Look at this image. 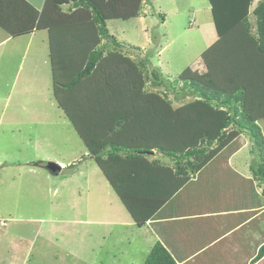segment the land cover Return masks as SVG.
<instances>
[{"label": "rangeland", "instance_id": "374dc122", "mask_svg": "<svg viewBox=\"0 0 264 264\" xmlns=\"http://www.w3.org/2000/svg\"><path fill=\"white\" fill-rule=\"evenodd\" d=\"M119 1L126 11L131 10L133 0ZM148 6L142 5L145 17L106 21L110 33L125 46L104 57L106 59L100 61L97 70L82 78L76 88L68 89L66 85L79 71L80 59L79 63L76 60L61 64L60 68H64H56L58 71L53 75L49 57L37 54L36 45L28 55L30 59L34 55L29 76L26 69L16 75L18 62L15 58H20L24 45L18 46L6 70L0 73V96L11 93L9 105L20 102L16 92L21 86L34 92L24 97L29 103L26 106L4 107V103H0V264H130L126 254L132 257L134 264H141L139 254L130 249L131 243L120 239L121 234L131 238L132 233L112 225L118 204L116 190L90 151L94 145L98 148L102 141L126 147L139 146L142 144L140 138H150L146 133L150 125L159 121L162 126L175 120L170 115L167 120L157 117L155 106L141 107L143 89L152 90L150 95L159 96L157 99L162 97L163 90L162 86H152L151 77L146 78L150 65L146 64L140 71L137 64L145 61L148 49H153L152 63L164 78L181 77L185 72V76L203 81L204 78L213 79L214 70L217 86H227L228 91L244 87L242 110L249 112L252 121L260 115L258 110L264 106V54L257 51L255 17L251 11L252 36L245 33L244 26L234 29L225 40L228 42L232 38L234 42L226 46L224 41L218 40L213 44L217 37L211 38L212 32L204 33L211 16L207 0H151ZM69 9L67 4L62 7L64 12ZM49 11L41 14V18H46ZM78 29L72 28L75 31L72 33L77 34ZM88 35L93 40L91 29ZM206 41L211 45L208 49L204 47ZM208 51L211 52L209 56ZM220 70L223 73L220 74ZM23 77L31 80L24 81ZM136 79L142 82L140 87ZM132 81L135 86L129 84ZM169 97H173L171 93ZM193 100L191 96L177 102L174 99L170 106L177 109L176 113H180L185 122L200 124L203 130L208 126L207 130L214 134L221 117L213 109L201 103V107L199 104L190 107L204 114L208 123H202V117L183 114L188 107L185 103ZM161 102L167 105L166 101ZM221 111L223 114L224 109ZM41 124L48 125L42 127ZM259 124L264 136V116ZM168 127L174 131L176 126L170 123ZM184 129L187 139L185 124ZM227 131V143L237 135V143L242 145L243 139L248 141L247 150L251 151L252 142L245 133L238 134L232 127ZM113 134L124 137L125 141H115ZM156 137L165 143L166 149L173 150L184 143L176 139L171 142L173 146H169L171 138L157 132ZM176 151L182 150L177 148ZM89 152L91 156L80 157ZM155 156L162 158L157 152ZM73 157L79 159L76 165L70 167L71 161L65 164ZM38 161L61 163L62 170L50 174L45 167L35 165ZM107 162V168L116 164L112 157ZM3 166L9 168L2 169ZM31 166H36L35 171L29 169ZM12 177L16 179L17 188L9 201L5 197L8 187L4 184ZM235 180L239 182L235 176L226 179L225 188ZM206 187L215 189V184L210 182ZM202 198L206 202L212 200L205 192ZM137 258L139 262L135 263Z\"/></svg>", "mask_w": 264, "mask_h": 264}, {"label": "crops", "instance_id": "0c3cea01", "mask_svg": "<svg viewBox=\"0 0 264 264\" xmlns=\"http://www.w3.org/2000/svg\"><path fill=\"white\" fill-rule=\"evenodd\" d=\"M260 1L263 0H252L253 3L251 2L249 11L253 12ZM25 2L15 0L11 7H6L3 4L0 6L2 20L0 22V73L6 70V66L14 57L13 55L17 53L16 49H19L18 46L21 45H24L22 46L23 53L19 59L15 58V61L18 62L16 75L25 72L24 69H26V74L29 76L32 68L30 63L33 62L34 55L31 59L28 55L33 45H36L37 54L43 53L49 57L52 72L53 61L54 65L57 64L55 69L61 70L64 68H60L61 64L76 60V63H79L78 59H80V64L77 68L80 70L92 47V39L90 40L91 37L88 35L89 29L94 35L93 41L97 42L95 27L91 25L89 28L90 24L81 22L37 28V15L33 29L20 32V30L29 29L33 22V19H30L32 11L28 8V4L39 13L45 8L46 0H25ZM147 7L149 6L147 5ZM208 10L211 15L208 19L210 22L204 26L207 27L204 33L212 32L211 38L217 37L214 44L219 37L215 32L210 4ZM142 11L144 16H141L145 17L144 7ZM163 22H165L164 19ZM242 26L241 22L236 24L218 41L225 42L234 33L232 32L234 29H240ZM72 28H81L82 31L75 35L59 36L56 34L59 31ZM203 35L206 38V35ZM102 41L104 40L102 39ZM232 42L234 40L231 38L225 44L228 46ZM208 45L211 46L207 42L204 47ZM208 52L209 56L211 52ZM213 72V79L204 78L202 82L228 91L227 86L216 85L217 72L214 70ZM221 72L223 73V70L219 71L220 74ZM225 75L223 78H226ZM208 77H210V73ZM25 79L31 80V78L23 77L24 81ZM16 93L19 95L20 102L9 105L11 97V93H9L6 97L5 95L0 96V103L3 102L4 107L21 106L22 104L26 106L29 103L24 97L27 94L32 95L34 92L32 89H25L21 86ZM258 112L261 113L254 121L260 125V119L264 116V106ZM168 124L170 121L162 126L159 122L150 125L147 129L149 132H146L150 138H146L147 140L140 138L139 141L142 144L139 146L154 148L157 144L163 143V141L157 140L156 132L170 138L171 130H169ZM41 125L47 127L48 124ZM113 135L115 141H125L124 137ZM126 135L123 134V136ZM139 135L136 136L137 139ZM236 136L232 140L236 139ZM79 137L81 136L79 135ZM247 145L249 142L243 139L241 147L228 155L226 160L222 158L211 166H206L210 162L208 161L201 167L195 166L194 170L190 169L182 174H175L172 162L167 157L161 155V159L156 158L155 151L134 158H125L122 155L114 156L116 164L112 167L110 174L116 188L107 179L111 187L116 190L117 199L115 202H118L112 225H115L119 230L132 233L131 238L121 234L120 239L128 240L131 243L130 249L139 254L138 258H141V264L157 242L168 250L177 264H264V255L256 257L260 247L264 245V179H257L251 172L249 165L253 155L250 149L247 150ZM220 151L215 155L217 156ZM88 155L90 152L87 155L80 154V157ZM215 155L214 157H216ZM77 160L79 159L73 157L65 164H69L71 161L70 167H73ZM34 167L36 166H31L29 169L35 171ZM6 168L9 167H2V169ZM233 176L239 182L236 183L235 180V183H230L225 188L226 179ZM15 180L12 177L6 180L7 184H4L5 187H8L5 197L9 201L12 200V192H15L17 188L14 185ZM210 182L215 184V189L206 187ZM204 192L211 195L210 202L203 200ZM103 222H109V220ZM125 258L130 264H134L131 256L126 254ZM138 258L135 263L139 262Z\"/></svg>", "mask_w": 264, "mask_h": 264}, {"label": "trees", "instance_id": "16d2710c", "mask_svg": "<svg viewBox=\"0 0 264 264\" xmlns=\"http://www.w3.org/2000/svg\"><path fill=\"white\" fill-rule=\"evenodd\" d=\"M13 1L15 0H0V6L3 4L6 7H11ZM18 1L26 3L25 0ZM208 2L210 4L215 32L219 39L224 37L240 22L245 28V33L248 36H252L250 33L251 25L249 22V7L252 0H208ZM65 4H67L68 7H71V9L64 12L62 7ZM149 4H151V0H133V4L130 5L131 10L126 11L125 5L119 0H46L45 8L39 13H37L35 8L28 4V8L32 11L30 19L32 18L33 22L29 29H23L20 30V32H27L33 29V25L37 20V28L81 22H87L95 27L94 32H96L95 37L98 38L97 42L92 40V47L85 63L66 85L68 89H73L79 84L82 78L95 72L101 63L100 61L104 57L109 56L111 53L118 52L117 49L125 46L124 43L118 41L115 36L110 33L106 21L111 18L127 19L130 17L141 16L143 15L142 5L147 6ZM47 10H50L49 15H46V18H41V14H44ZM252 14L255 17L257 51L264 54V0L256 5ZM37 15L38 17L36 20ZM1 21L0 18V22ZM81 31L82 29H78L77 34ZM72 32L75 31L68 29L59 31L56 34L59 36L76 34ZM102 39L104 41H102ZM126 45L128 44L126 43ZM132 47L139 49L137 46ZM153 53V49H148L145 53V61L141 63L138 62L137 64L141 68L140 71L143 70V67L146 64L150 65V70L146 78H152L153 87H163V90L160 92L162 97L157 99L159 96L156 98L155 95H150L153 93L152 90L143 89V105H141V107L150 109L151 106H155V109L153 110L158 112L156 116L161 119L164 118V120L168 118V115L174 117L175 120L170 121V123L175 124V132L171 130V139L169 138L170 142L167 145H172V140H183L184 143H182V146L175 147L182 151L166 149L165 143L157 144L154 148L147 146L126 147L125 144H117L111 141H102L100 144L98 142L99 145L97 148V146L92 143L94 147H91L90 152L93 153L96 162H99L104 168L107 179L111 181V184L116 188V184L110 174L112 168H107L108 166H106V162L109 161L111 157L113 159L116 155H122L125 158H134L145 155L144 153H153L155 151L171 160L175 174H182L190 169L194 170L193 168L195 166L201 167L208 161L210 162L206 166H211L222 158L226 160L227 156L238 150L241 145L237 143V138L230 143L225 141L228 137V127L237 129L239 133H245L248 136L252 142L251 154L253 155V159L249 165L250 170L257 179H264V138L259 125L249 118V112L245 109L242 110L244 87L241 86L231 91L222 90L218 87L206 84L197 78L187 77L184 74L185 72L181 73L184 77H180L179 75L173 79L170 77L164 78L161 70L152 63ZM52 65L54 75L56 73L55 65L57 66V64L54 65L53 61ZM179 81H182L180 85L178 84ZM134 82L135 81H132L129 84L135 86ZM136 82L140 87L142 82L137 79ZM130 85H128V88L132 89ZM170 93L173 96L172 98L169 97ZM186 96H191L194 99V102L185 103L188 107L186 108L187 111H183V114H186L185 112H187L189 114H187L188 116L202 117L203 121L201 122L208 123L209 120L204 114L196 110L193 111L194 109L190 110V107H195L198 104L200 105L199 107H201V104H204L208 108L213 109L216 114L220 115L221 118L219 119V122L221 123L219 126L217 125V128H214V134L210 133V129L209 131L207 130L208 126L205 128L206 130H203L204 128H202L203 126L200 124L185 122V118H182L180 113H176L177 109H173L170 106L174 99H176L177 102L181 101ZM161 100L166 101L167 105L162 104ZM221 109H224L223 114ZM142 111L145 112L144 110ZM184 124L186 125V130L189 134L187 139L185 138L186 132ZM202 131L205 132L202 133ZM219 150L221 151L216 156L215 154ZM214 155L216 157H214ZM46 162L47 161H38L35 165L45 167ZM263 255L264 245L260 247L256 257L259 258ZM142 264H177V262L168 250L161 243L157 242L152 246Z\"/></svg>", "mask_w": 264, "mask_h": 264}, {"label": "water", "instance_id": "95a60500", "mask_svg": "<svg viewBox=\"0 0 264 264\" xmlns=\"http://www.w3.org/2000/svg\"><path fill=\"white\" fill-rule=\"evenodd\" d=\"M45 168L52 174H57L61 171V166L54 161H47L45 164Z\"/></svg>", "mask_w": 264, "mask_h": 264}]
</instances>
